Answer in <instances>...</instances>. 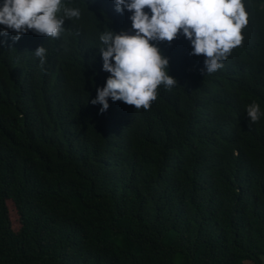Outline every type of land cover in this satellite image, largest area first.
Listing matches in <instances>:
<instances>
[{
	"label": "trees",
	"instance_id": "trees-1",
	"mask_svg": "<svg viewBox=\"0 0 264 264\" xmlns=\"http://www.w3.org/2000/svg\"><path fill=\"white\" fill-rule=\"evenodd\" d=\"M242 2L212 74L182 33L153 42L178 84L146 110L91 103L100 35H0V264H264V0Z\"/></svg>",
	"mask_w": 264,
	"mask_h": 264
},
{
	"label": "clouds",
	"instance_id": "clouds-1",
	"mask_svg": "<svg viewBox=\"0 0 264 264\" xmlns=\"http://www.w3.org/2000/svg\"><path fill=\"white\" fill-rule=\"evenodd\" d=\"M248 14L242 0H3L0 3V35L9 30L18 42L26 34L59 43L78 25L94 39L100 35L99 54L103 70L110 73L106 85L97 88L93 105L109 109V99L122 101L136 110L148 109L163 85L173 89L178 81L169 75V58L153 42H172L179 34L190 42V55L204 56L201 74L223 67L221 61L243 40ZM70 31L69 33H67ZM78 40L80 38L77 36ZM34 45V47H36ZM47 49L33 53L46 61ZM59 52V51H58ZM251 123L259 121V104L246 107Z\"/></svg>",
	"mask_w": 264,
	"mask_h": 264
}]
</instances>
